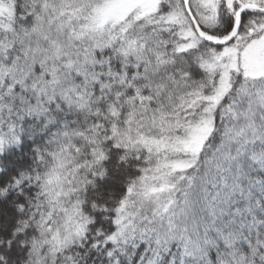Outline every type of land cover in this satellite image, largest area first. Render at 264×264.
<instances>
[{
  "label": "snow or ice",
  "instance_id": "6c2138e0",
  "mask_svg": "<svg viewBox=\"0 0 264 264\" xmlns=\"http://www.w3.org/2000/svg\"><path fill=\"white\" fill-rule=\"evenodd\" d=\"M0 264H264V0H0Z\"/></svg>",
  "mask_w": 264,
  "mask_h": 264
}]
</instances>
